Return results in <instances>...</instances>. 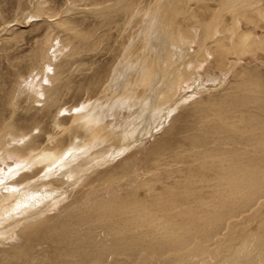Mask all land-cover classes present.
<instances>
[{
  "label": "bare ground",
  "instance_id": "obj_1",
  "mask_svg": "<svg viewBox=\"0 0 264 264\" xmlns=\"http://www.w3.org/2000/svg\"><path fill=\"white\" fill-rule=\"evenodd\" d=\"M172 2L173 0H156L148 7L150 14L147 17L149 21L146 23L148 28L146 31L148 33L152 31L157 14L161 13L163 17L168 18L169 25L173 26V29L177 26L181 32L183 37L179 44L192 46L196 41L195 39H193L194 42L191 41L192 39L188 40L191 35L189 27L180 24L177 20L181 15L185 20L191 15L194 16L193 12H189L191 7L190 9H187V6L179 10L172 9ZM185 2L190 4L191 0ZM236 2L245 3L244 0H229L226 3L235 4ZM240 4L233 6L234 12H231L232 27L233 30H237L236 32H238V27L235 25V18H237L235 12ZM244 7L246 6L244 5ZM140 10L142 9H139L136 15L140 14ZM249 10L250 7L240 13L242 18ZM195 27L193 30H196ZM221 32L217 18L213 22L203 24L205 39L204 43L202 42V53L193 56L190 65L185 64L179 68H176L178 63L173 59L177 47L172 42L169 43L166 48L163 78H160L162 80L159 79L158 83L155 78H159L156 77V74H158L157 70L161 66L163 56H159L161 51L153 50L157 45L153 44L154 48L152 47V42L158 33L153 37H147V42L143 41L145 42L144 50L141 52V54L144 53L142 57L145 63L143 71H137L136 74L135 69V75L134 72L127 73L130 77L128 80L133 87L132 90L136 91L141 99H137V95L135 96L133 92L130 94L133 97H128L126 95L128 92L121 88L123 86L122 76L125 70L131 67L126 66L127 60L134 55L133 47L138 43L137 37L136 40L133 38L132 43L121 47L119 58L116 62L113 61L112 68H109L111 69L109 75H106L107 72L103 70L107 77L95 78L83 86V90L87 94L100 86L93 92L98 95L97 100L80 104L79 107L67 111L68 115L63 116L67 117L64 121L62 118L59 121L61 112L55 117L52 114L54 127H61L63 134L71 141L70 148L66 152L56 154L54 151L50 152V149L40 148L27 150L28 153L23 156H27L28 159L23 163L11 164L6 159H1L0 239L3 246L8 243L11 246L1 251L3 259L0 264H13L19 259H22V264H26L34 254L32 248L40 245H49L53 251L48 257L49 260L47 258L46 261H43L39 256L40 253L35 264H156L160 259V253H164L165 250L171 252L176 250L175 254L177 255H173V258L171 256L169 259V263L173 264V259L178 257V254H182L177 251L182 246H188L189 243L195 244L192 246L193 253L197 252L201 258L218 259L226 264H246L253 261V254L256 255L253 252L254 247L264 241V225L259 229L261 230L260 236L246 230L243 235L235 237L232 227L225 228L227 216L235 217L245 211L253 200L254 193L257 195L260 192L259 189L264 187V86L251 78L248 80L244 78L245 76L240 78L238 71L239 79L223 87L224 92L220 98L214 100L211 98V101L208 99V103L196 104L195 101L201 98L198 97L193 101L195 104L190 105L191 108L185 116H181V113L177 114L174 123L161 127H164L162 137L152 149L154 158L157 156L160 158L148 166L146 172L134 175L131 180H129V172L116 183H114L115 175H111V179L114 180H112L113 182L107 181L106 185L102 183V177L110 170V167L103 168L97 175L98 180L90 181L88 183L90 187L88 185L83 187L80 189V193L83 192L78 195L79 197L73 198L76 203H79L80 200H88V203L80 202L78 208L74 207L61 214L46 215L50 208L56 206L54 204L61 202L62 196L58 193L60 186L55 188L46 184L42 185V182H47L50 179L53 183L54 180H59L64 189L68 187V191H70L76 188L79 192V188L82 186L79 184L81 182L78 181L79 178L84 176L87 170L101 166L104 158L102 159L100 156L107 158L108 163L113 162L116 158L124 156L125 152L133 147L131 140H136L137 137L145 135V133L148 134L149 131L148 135H153L160 127L159 125H162L163 118L166 117L161 113L165 105L181 89L182 77H188L191 72H189L190 67L194 66L196 62L199 67H202L207 58L210 59L212 56L205 48V44L206 46L210 45V50L216 55L215 67L224 70L231 67L230 60L226 63L227 54L234 52L231 47V38L234 37L233 41L244 47L251 41L258 44L261 42L257 39L254 40V37L248 33H235L233 37H230V31H228L223 37ZM151 33L150 35H152ZM250 33L252 32L250 31ZM54 40L48 37L46 39L45 36L38 39L30 56L32 61L29 60L32 64L28 69L30 72L38 69L39 72L34 73L32 82L19 86L21 94L23 92L28 94L25 98L29 109L35 107L36 103L34 102H43V107H39L40 110L49 109L55 103L49 96L44 98L49 87L47 88L45 81L40 79L37 81L40 77L37 75L43 74L46 80L50 81L51 79L52 82L54 79L59 80L68 69L62 65L64 61L62 64L54 62L56 58L54 51L58 44L57 40ZM59 43L62 50L67 49L71 44L69 40ZM146 44L149 45L148 51L152 50L156 55L158 54V57L154 59L151 52L146 54ZM78 47L77 49L82 48ZM238 48L241 50L240 47ZM52 64H54V68L51 67ZM135 64L133 66L137 67ZM225 64H227L226 67L222 68ZM174 67L178 70H174ZM163 84L165 87L162 92L160 89ZM216 85L221 86L222 80L217 81ZM17 86H15L14 93H16ZM160 92L162 94L156 97L157 100L152 105L153 95ZM143 94L146 95V98ZM12 95L13 92L7 98H12ZM139 95H143V98ZM209 95L208 92L205 94V96ZM173 110H170L171 113ZM64 112L66 111L63 110L62 113L64 114ZM157 120H160L161 124ZM153 125L155 127L151 128ZM94 149H99L101 153L99 158L90 163L89 167L88 164L85 165L89 159L81 166L77 164L80 157L88 155ZM125 158L123 163H120L122 169H125L123 165ZM80 168L82 169L79 170ZM12 171L14 172L10 175ZM136 171L137 169H135ZM21 172L22 174L19 175ZM15 176L18 177L13 180ZM125 176L128 177L125 178ZM107 179L108 177L105 180ZM119 179L121 178L119 177ZM89 188H91L90 191H88ZM102 189H111V191H101ZM77 193L75 194L77 195ZM108 194L110 197L91 202L94 195ZM68 207L70 208V206ZM11 223L13 226L7 227ZM225 230H229V232L224 233ZM220 232L222 235H226V239L223 241L219 238V242H216L217 249L212 250V244L209 242ZM4 233L7 234L2 237ZM21 243L30 244L32 248L20 246ZM33 262L34 259H32Z\"/></svg>",
  "mask_w": 264,
  "mask_h": 264
},
{
  "label": "rangeland",
  "instance_id": "obj_2",
  "mask_svg": "<svg viewBox=\"0 0 264 264\" xmlns=\"http://www.w3.org/2000/svg\"><path fill=\"white\" fill-rule=\"evenodd\" d=\"M155 1L156 0H0V163L1 159H6L8 163L11 162V164H16L19 162L23 163L28 159L27 156H23L28 153L27 150H37L43 148L46 150L50 149V152L54 151L56 154L66 152L70 148L71 141L66 135L63 134L61 127H54L51 117L52 114H54L55 117L56 115H60L61 112L59 121H61L62 119V121H64L67 117L63 116L68 115L67 111H70L74 107H79L80 104L97 100V98L99 97L96 93L93 94V92L97 90L98 87L100 88V86L94 89V91L90 94H87V92L83 90V86L85 84H88L90 81H93L95 78L102 79V77H107L105 76V73L107 72L106 75H109V70H111L109 68H112L114 62H116V60L119 58L121 47L132 43L136 37L138 43H136L135 47H133L134 55L128 58V64H126V66L128 65L131 67L130 69H126V74L124 73V75L122 76V85L124 87L122 86L121 88L129 93L128 94L126 92V95L128 97L132 96L130 95L132 92L135 94V96L137 95V93L136 91L132 90L133 87H131V82H129L130 80H128L130 79V77L127 73H133L135 69L136 74L137 71H143V68L145 67V63L142 59L144 53L141 54V52L144 50L143 48L145 42L143 41L146 40L147 42L146 38L149 36L153 37L158 33L157 35H155L156 39H154V43L152 42V47L154 48V46L157 45V47L159 48L155 46L153 50H157L159 52L161 51V53L158 52L159 56H163L161 66H159L157 70L158 74H156V77L159 78H155L156 82H160L159 79L163 78L166 48L168 47L167 45L172 42L177 47V50L175 52L176 54L174 53L173 58L176 60L175 62L178 63V66L176 68L182 67L185 64L190 65L189 63L192 57L197 55L198 53H202L201 47L203 46L205 39V35L203 36V24L213 22L216 18L219 24V29L223 32H221L222 36L225 35V33L228 31H230V37H233L235 33L244 32L254 37V40L257 39L258 41H261L260 44L251 41L244 47L243 45L241 46L236 44L235 41H233L234 37L231 38V47L233 48L235 54L234 52L232 54L229 53L230 55L227 54L226 63L230 60L229 64H231V67L224 70L215 67L214 59L216 58V55L210 50V45L207 44L208 46H206L205 44V48H207L208 53L212 55L210 57V59L212 58L211 61L209 58H207L202 67H199L198 63L196 62L194 66L190 67L189 72H191L188 77H182L181 89L178 91L179 96L176 93L174 97L165 105L163 110L164 113L163 111L161 113L166 117L164 116L165 118H163L162 125H159L160 127L153 133V135H148L150 133L149 131L148 134L145 133V135L137 137V142L135 139L131 140L130 142L133 143V147L128 149L127 152H125L124 156L118 157L115 159V161L113 160V162L110 163L107 162V158L105 159L104 156H100L101 152L99 151V149H94L95 152L92 151L94 152L93 154L92 152H90L88 155L80 157L77 163L80 164V166L84 164L87 159H89V162L85 164H88L89 167L90 163L93 162L96 158H99V156L102 159L104 158V161L101 162L102 164L100 163L101 166L98 164L99 167H97L96 169L92 168L89 171L87 170L84 176L79 178L78 181H81L79 182V184L82 185L79 188V192L76 188L70 191H68V187L64 189V187H62V183H59V180H54L53 183L50 179L47 180V182H42V185L46 184L55 188L60 186L58 187V193L62 196V199L60 200L61 202H59L58 204H54L56 206H52L53 208H50L49 212L47 211L46 215L54 213L61 214L64 211H68L74 207L78 208L80 202L88 203V200H80L78 201L79 203H76L73 201V198L79 197L78 195L83 192L82 191L80 193V189H82L83 187H87V185L88 187H90L88 184L90 181H92L93 179L97 181V175L103 168L108 169L110 167V170L102 177V183L106 185L107 181L109 182L111 180L110 182H113L112 180L114 179H111V175H115L114 178L116 180L114 181V183H116L117 180L121 181L124 175L129 174V172V180H131L134 175L140 172H146L148 166L152 165L155 160H158L160 158V156L154 158L152 149H154V147L156 146L155 143L161 139L164 127L175 122V115L177 116V114L179 115L181 113V116H185L191 106L195 103H208L211 98L213 100L218 99V97L220 98V96L224 92L223 87L228 85V83L230 84V82H234L239 79V73L240 78L245 76L244 78H246V80L251 78L252 80L258 81L259 84L264 86V0H244L245 3L243 4L237 2L235 4L226 3L229 0H191V5L189 4V2H185L186 0H173L171 4L172 9L179 10L183 9L185 6H187V9H190L191 7L190 11H188L193 12L194 16L191 15L190 17L192 18H188L190 21L188 19H186V21L182 15L179 16L177 20L180 24L182 23V25L186 26L187 28L189 27L191 35L188 40L192 39L191 41L194 42L193 39H195L196 41L192 44V46L189 44L181 46L179 44L181 37H183L181 32H179L177 26L174 27L175 29H173V26L169 25L170 23L168 22V18L163 17L161 13L157 14L156 23L153 25L154 28L152 29L153 32L151 31L152 33H148L146 31L148 29L146 23L149 21L147 17H149L150 14L148 12V7ZM239 4L240 6L238 7V9H236L235 12V15L237 17L235 18V25L238 27V32H236L237 30H233L234 28L232 27L233 20L231 19V12H234L233 8L235 6H238ZM244 5L246 7H244ZM248 7H250V10L247 12V14L250 15L246 14L244 18H242L243 16L240 13ZM103 9H106L107 11H104ZM139 9L142 10H140L139 15H136ZM97 10H99V12H97ZM133 16L137 18H134ZM248 16L251 17L249 18ZM193 27H195L196 30H193ZM250 31L252 33H250ZM150 33L152 35H150ZM44 36L46 39L48 37L57 40L58 44L56 45V50L54 51L56 57L54 62H56V64H62V62L64 61L62 65H65V69L68 68V71L65 70L66 76L63 75L59 80L54 79L52 80V82L51 79L50 81L46 80L43 74L40 75L39 73L37 75L38 77L40 76L39 78L36 76L38 78L37 81H39V79L45 81L47 83V88L49 87L47 89L48 91L45 92L46 95H44V98H47L46 96H49L50 98H52L53 103L55 102L54 106L49 109H45L46 111L40 110V108L43 107V102H34L36 103L35 107L33 109H29L27 106L28 102L25 98L28 94H26V92L24 94L23 92L22 95L19 89V86H21L22 84L32 82V80L34 79L33 76L35 75L34 73L39 72L38 69H34L32 72H30V69L28 68H30L32 64V57L30 56L36 47V42L38 41V39L43 38ZM65 40H69V43L71 42V44L70 46L68 45L67 49L62 50L59 42H63ZM77 46L82 48L80 49L78 47L79 49H77ZM71 47H74L72 48L74 50H72ZM178 47L180 48V51L178 50ZM238 47H240L241 50H238ZM148 48L149 45L146 44V54H148V52H151V56L154 59L158 57V54L156 55V53L152 50L148 51ZM134 50L137 51L135 52ZM74 51L77 53V55ZM136 53H139V56ZM175 55L177 56L176 58ZM181 57L184 58L182 59ZM133 64H135V66L137 67H134ZM52 65L53 66L51 67L54 68V64ZM69 65H71V68L69 67ZM226 65L227 64H225V66H223L222 68H225ZM173 69L178 70L175 69V67ZM103 70L106 72H104ZM237 71L239 73H237ZM135 72L133 73L134 75ZM103 74L104 76H102ZM129 75L132 76V74ZM219 80H222V85L215 86V83H217V81ZM210 83L212 84L210 85ZM15 86H17L18 89H16V93H14ZM164 87L165 84H163V87L160 89V91L163 92ZM11 92H13V99L11 97L7 98V96H9ZM162 92L157 93V95H153V100L151 102L152 105L157 100L156 97H159ZM207 92L210 93L209 96H205ZM143 95L144 98H146V95ZM143 95L139 96L142 97ZM198 97H201L200 100L195 101L194 103L193 101ZM136 98L141 99L140 97H138V95ZM63 110L66 111L64 112V114L62 113ZM170 110H173V113H171ZM165 111H167V114H169L168 116L167 114H165ZM168 111L170 112L168 113ZM157 121L161 124L160 120ZM157 121L156 123L158 124ZM163 125L165 126L161 128ZM154 127V125L151 126V128ZM66 138H68L69 140ZM25 145H29L30 147H27ZM93 157L94 159H92ZM124 158L126 159L123 164L125 166H123L125 169H122V166L120 165L123 163L122 161H124ZM81 169L82 168H80L79 170ZM135 169H137L136 172ZM13 172L14 171H12L10 175H12ZM118 173L120 175L122 174L123 176L121 175V177ZM21 174L22 172L19 175ZM18 176L13 177V180ZM128 176H125V178H127ZM105 177H108V179L105 180ZM119 177L121 179H119ZM55 181L56 183H58L57 185ZM125 181L127 182V180ZM90 190L91 188L88 189V191ZM101 191H111V189H102ZM259 191L261 192V194L260 192L257 193V195L254 193V196H252L253 200L248 204L245 211L240 212L241 214L239 213L235 217L227 216L228 218H226L225 220V228L230 229V227H232L235 237H239L240 234L243 235L246 230L255 233L256 236H260L261 230L259 229H261V226L264 225V187L260 188ZM75 193H77V195ZM107 197H110L109 194L98 196L94 195V198L91 202L94 203L100 199ZM68 206H70V208ZM54 208L56 211L54 210ZM51 209L52 211H50ZM12 223L7 227L13 226ZM225 232H229V230H225L224 233ZM221 233L222 232H220V234L218 235H215L210 240L209 243L212 244V250L217 247L216 242H219V240L224 241L226 239V235H222ZM6 234L7 233H4L2 237H5ZM1 242L2 240L0 241V262L1 259H3L1 251L3 249H8L11 246L9 245V243L8 245L3 246ZM19 245H24L28 248L31 247L30 244L25 243H21ZM193 245L195 244L189 243L188 246H182L181 249L177 251V253L182 252V254H178V257L174 258L172 263L185 264L187 262L188 264H226L223 263L222 260L218 259H211L209 257L201 258V255H199L197 252L195 253L194 251L193 253ZM41 246L44 245H40L35 248L31 247L34 254L29 259L28 263H30V260L32 263V259H34V262L32 264H35L36 258L40 253L41 254L39 256L43 259V261H46L49 255L52 254L53 250L49 245H45L44 247ZM157 251L158 249L156 250V252ZM167 251L165 250L164 253H160V259H158L159 261L157 260L156 264H171L169 263V259L171 256L173 258V255H177L175 254L176 250H173L174 252ZM253 252L256 255L253 254L254 259L251 263L264 264V241L261 244L256 245L253 249ZM27 258L28 256L26 257V259ZM251 263L249 262L246 264ZM13 264H22V259H19Z\"/></svg>",
  "mask_w": 264,
  "mask_h": 264
}]
</instances>
